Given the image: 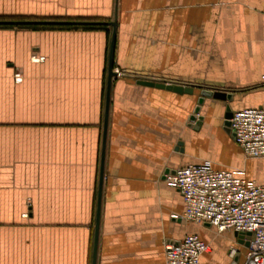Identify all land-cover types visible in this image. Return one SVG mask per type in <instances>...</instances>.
Listing matches in <instances>:
<instances>
[{"label":"crops","instance_id":"obj_1","mask_svg":"<svg viewBox=\"0 0 264 264\" xmlns=\"http://www.w3.org/2000/svg\"><path fill=\"white\" fill-rule=\"evenodd\" d=\"M84 5L31 13L116 21L95 264H166L165 243L188 233L209 245L201 264H241L246 242L185 225L164 174L209 159L264 181V157L223 124L226 104L264 107V0ZM110 36L101 23L0 24V264H92ZM202 90L231 100L204 96L190 121Z\"/></svg>","mask_w":264,"mask_h":264},{"label":"built area","instance_id":"obj_2","mask_svg":"<svg viewBox=\"0 0 264 264\" xmlns=\"http://www.w3.org/2000/svg\"><path fill=\"white\" fill-rule=\"evenodd\" d=\"M14 79L19 81L20 75L16 73ZM229 120L233 140L244 156L264 157V107L233 110ZM164 180L182 197L181 219L208 224L218 232L241 233L246 242L241 264H264V181L248 179L240 169L216 168L208 160L165 172ZM164 249L166 264H201L209 245L188 233L178 241H167Z\"/></svg>","mask_w":264,"mask_h":264},{"label":"water","instance_id":"obj_3","mask_svg":"<svg viewBox=\"0 0 264 264\" xmlns=\"http://www.w3.org/2000/svg\"><path fill=\"white\" fill-rule=\"evenodd\" d=\"M107 24L111 26V36H110V44H109V52H108V64H107V76H106V96H105V106H104V119H103V132H102V148H101V159H100V169H99V179H98V192H97V205H96V216L94 223V241H93V252H92V264H95L96 260V245H97V237H98V221H99V210H100V197L102 190V180H103V168H104V149H105V140H106V127H107V117H108V104H109V94H110V84L111 79L116 75L113 70V54H114V44H115V36H116V21L115 19L111 21H90V20H0V24H12V25H28V24H74V25H85V24ZM143 82V81H142ZM150 85L164 86L162 83H155L152 81H145ZM168 88H173L176 91H184L191 92V88L184 87L181 85L176 86H167ZM204 96H210L219 100H231V94L221 91H211V90H202L200 97L198 98V104L195 106L192 115L189 120L194 121L196 119V115L199 112L200 104L203 101ZM232 111L228 104L225 106L224 112V130L228 132L232 138L233 134L230 131V117ZM208 225V224H206ZM239 237L242 234H238ZM237 256L234 257L236 260ZM232 264H235L232 263Z\"/></svg>","mask_w":264,"mask_h":264},{"label":"rangeland","instance_id":"obj_4","mask_svg":"<svg viewBox=\"0 0 264 264\" xmlns=\"http://www.w3.org/2000/svg\"><path fill=\"white\" fill-rule=\"evenodd\" d=\"M37 1H41V0H8V4H10V5H8V8H11L13 10V13L8 12V15L2 13V14H0V17H11V18H17V19L36 18V16L31 13V2L36 4ZM44 1H46V0H44ZM53 1L56 3L55 8L57 10L62 9L61 5L63 4V2L70 4V6L72 8H74V10H77L78 8H81V9L84 8V6H85L84 4H87V6H89V3L95 2L98 4H102V9H101L102 11L109 12L113 0H53ZM14 10L16 12H14ZM56 16L60 17V14H55V15L49 16V17H56ZM204 160L210 161L209 159H204ZM184 223L188 227H194L197 225L195 223L186 222V221H184ZM212 229L216 231V229H214V228H212Z\"/></svg>","mask_w":264,"mask_h":264},{"label":"trees","instance_id":"obj_5","mask_svg":"<svg viewBox=\"0 0 264 264\" xmlns=\"http://www.w3.org/2000/svg\"><path fill=\"white\" fill-rule=\"evenodd\" d=\"M0 20H71L67 18H53V17H41V18H32V19H17V18H11V17H0ZM74 20H84L82 18L74 19ZM98 21V20H96Z\"/></svg>","mask_w":264,"mask_h":264}]
</instances>
